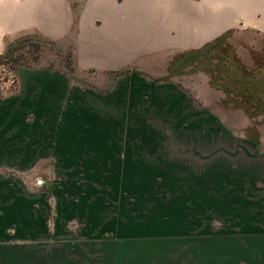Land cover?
Masks as SVG:
<instances>
[{
	"label": "crops",
	"instance_id": "crops-1",
	"mask_svg": "<svg viewBox=\"0 0 264 264\" xmlns=\"http://www.w3.org/2000/svg\"><path fill=\"white\" fill-rule=\"evenodd\" d=\"M226 35L229 46L239 37L240 46L257 49L264 64V0H0V55L35 37L70 49L83 73L131 69L139 79L190 52L224 46ZM16 76L17 90L0 83V264H264V188L255 169H228L222 184L201 187L200 231L113 230L103 203L111 188L96 176L144 170V139L82 135L113 123L98 118L95 94L61 69L25 65ZM121 90L114 95L139 96ZM47 159L65 177L53 188V207L49 194L7 174ZM73 176L86 178L79 184Z\"/></svg>",
	"mask_w": 264,
	"mask_h": 264
},
{
	"label": "rangeland",
	"instance_id": "rangeland-1",
	"mask_svg": "<svg viewBox=\"0 0 264 264\" xmlns=\"http://www.w3.org/2000/svg\"><path fill=\"white\" fill-rule=\"evenodd\" d=\"M228 37L219 39L224 46L190 52L172 61L167 70L139 73V79L131 69L77 72L70 49L29 37L0 57V82L6 79L5 67L15 71L25 65L61 69L82 91L95 94L89 98L98 118L113 123L111 127L82 128V135L91 130L97 137L114 140L124 136L144 139V170L123 168L113 170L117 171L114 175L96 176L107 192L111 188L103 198L109 220L114 219L111 229L121 226L154 235L200 231L202 186L213 190L233 168L255 169L260 176L258 185L264 188V71L259 70L264 64L257 49L240 46L239 37L234 39L238 40L236 47L229 46ZM254 65L257 72L252 73ZM121 86L139 96L114 95ZM165 89L172 95L159 96ZM55 164L56 159H47L32 168L15 167L7 174L34 194H49L53 207V188L65 178L57 174ZM73 177L79 184L86 178ZM219 226L215 221V227Z\"/></svg>",
	"mask_w": 264,
	"mask_h": 264
},
{
	"label": "built area",
	"instance_id": "built-area-1",
	"mask_svg": "<svg viewBox=\"0 0 264 264\" xmlns=\"http://www.w3.org/2000/svg\"><path fill=\"white\" fill-rule=\"evenodd\" d=\"M4 74L6 75V79L0 83L4 84L6 88H9L11 90H17L18 79L16 76V71L5 67Z\"/></svg>",
	"mask_w": 264,
	"mask_h": 264
},
{
	"label": "trees",
	"instance_id": "trees-1",
	"mask_svg": "<svg viewBox=\"0 0 264 264\" xmlns=\"http://www.w3.org/2000/svg\"><path fill=\"white\" fill-rule=\"evenodd\" d=\"M28 38H29V37H28ZM28 38H22V39H28ZM19 40H21V39H19ZM19 40H17L16 42H13V43H11V44H9L6 53L1 54L0 57H3L4 55H8L9 52H11V51L13 50L15 44H16Z\"/></svg>",
	"mask_w": 264,
	"mask_h": 264
}]
</instances>
